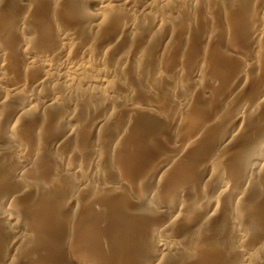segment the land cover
<instances>
[{"label": "rangeland", "instance_id": "374dc122", "mask_svg": "<svg viewBox=\"0 0 264 264\" xmlns=\"http://www.w3.org/2000/svg\"><path fill=\"white\" fill-rule=\"evenodd\" d=\"M0 264H264V0H0Z\"/></svg>", "mask_w": 264, "mask_h": 264}, {"label": "bare ground", "instance_id": "6f19581e", "mask_svg": "<svg viewBox=\"0 0 264 264\" xmlns=\"http://www.w3.org/2000/svg\"><path fill=\"white\" fill-rule=\"evenodd\" d=\"M161 7H162V6H161ZM65 37H66V36H65ZM60 44H61V43H60ZM83 53H84V52H83ZM65 58H66V57H65ZM45 62H46V61H45ZM45 62H44V63H45ZM75 62H76V61H75V60L73 61V59H72V61H69V60H68L67 62H66V61H65V62L63 61V63L61 62L62 64H59V65H58V64H57V65H53V64H52V65H49V64H48V66H47L48 68H47V69H51V70L54 69V72L52 71L53 74L55 73V70H56V72H58V74H55V75H58V76H56V78H57V77H58V78L60 77V76H59V75L61 74L60 71L63 70V71H62L63 73H62V75H61V78L64 79V81H65V85L68 86V84H67L66 82H68V81H70V82H74V80L77 79L76 76H77L78 74L80 75V71H81L80 69H81L82 65H81V67H80V66H78V64H76ZM44 63H43V64H44ZM48 63H49V62H48ZM46 64H47V63H46ZM81 64H82V63H81ZM43 67H44V66H43ZM45 68H46V66H45ZM84 68H85V66H84ZM85 69H86V68H85ZM83 70H84V69H82V71H83ZM95 70H96V69H95ZM52 72H51V71H50V72L48 71V73H52ZM59 72H60V74H59ZM85 73H86V72H85ZM91 73H92V72H91ZM97 73H98V72H96V73H94V74H97ZM45 74H47V71H46ZM45 74H44V75H45ZM81 74H82V73H81ZM94 74H93V75H94ZM42 75H43V74H42ZM55 75H54V76H55ZM85 75H86V74H85ZM97 75H98V74H97ZM99 75H100V74H99ZM99 75H98V76H99ZM47 76H48V74H47ZM90 76L92 77L91 74H90ZM90 76H89V78H90ZM44 77H45V76H44ZM44 77H43V79H44ZM77 77H78V76H77ZM93 77L95 78L96 76H93ZM45 78H46V77H45ZM75 78H76V79H75ZM79 78L81 79L82 77H78V79H79ZM86 78L89 79L88 77H86ZM94 78H93V80H94ZM80 79L78 80V82H80ZM84 79H85V77H84ZM96 79H97V77H96ZM100 79H101V78H100ZM81 80H82V79H81ZM89 80H91V79H89ZM93 80H92V81H93ZM40 81H41V79H40ZM57 81H59V80H57ZM60 81H61V80H60ZM94 81H95V80H94ZM97 81H98V80H97ZM76 82H77V80L75 81V83H76ZM81 82H84V81L82 80ZM75 83H73V84L75 85ZM61 84H63L62 81H61ZM69 84H71V83H69ZM77 84H78V83H77ZM80 84H81V83H80ZM80 84H79V85H80ZM81 85H82V84H81ZM63 86H64V84H63ZM71 86H72V85H71ZM75 86H76V85H75ZM75 86H73V87H75ZM77 86H78V85H77ZM12 87H14V86H12ZM65 87H66V86H65ZM69 87H70V85H69ZM62 88H63V87H62ZM63 89H64V88H63ZM70 89H71V87H70L68 90H70ZM29 90H30V89H29ZM54 90L56 91V89H53V91H54ZM65 90H67V89H65ZM65 90H64V92H66ZM68 90H67V91H68ZM71 90H72V89H71ZM71 90H70V91H71ZM57 91H60V90H57ZM116 91H117V90H116ZM38 92H39V91H38ZM38 92H37V93H38ZM51 92H52V90L50 91V93H51ZM61 92H63V91H61ZM50 93H49V94H50ZM52 93H53V92H52ZM55 93H56V92H55ZM58 93H59V92H58ZM58 93H57V96H61L60 93H59V94H58ZM170 93H171V92H170ZM39 94H40V93H39ZM49 94H48V95L45 94V96H49ZM63 94H65V93H62V95H63ZM40 95H42V94H40ZM40 95H39V96H40ZM51 95H52V94H51ZM31 96H33V95H31ZM35 96H36V95H35ZM37 96H38V95H37ZM37 96H36V97L33 96V97H34V98H37ZM39 96H38V97H39ZM57 96H55V97H57ZM33 97H32V98H33ZM50 97H51V96H50ZM50 97H49V100H50ZM34 98H33V99H34ZM47 98H48V97H47ZM51 98H53V97H51ZM57 98H58V97H57ZM57 98H56V99H57ZM4 99H5V98H4ZM54 99H55V98H54ZM54 99H52V100H53L54 102H56V99H55V100H54ZM35 100H37V99H35ZM39 100L42 101V104L45 103V101H43L42 98L39 99ZM28 101H29V100H28ZM53 101H52V103H53ZM37 102H38V100H37ZM48 102H49V101H48ZM50 102H51V101H50ZM50 102H49V104H50ZM174 102H175V101H174ZM176 102H177V101H176ZM25 103H26V102H25ZM27 103H28V102H27ZM38 103H39V102H38ZM45 104H47V103H45ZM23 105H24V103H23ZM23 105H22V107H23ZM25 105H26V104H25ZM38 105H41V104H38ZM28 106H30V103L28 104ZM42 106H44V105H42ZM22 107H20V108H22ZM24 108H25V107H24ZM24 108H23V109H24ZM26 108H27V107H26ZM23 109H21V111H22ZM16 110H17V109H16ZM16 110H15V111H16ZM26 110H27V109H26ZM12 112H13V111H12ZM17 112H18V111H17ZM260 137H261V136H260ZM258 139H259V138H258ZM176 152H177V151H176ZM177 153H178V152H177ZM258 167H259V166H258ZM71 168H72V167H71ZM78 171H79V170H78ZM70 173H71V172H70ZM78 178H79V177H78ZM78 183H79V182H78ZM72 184H73V183H72ZM77 185H78V184H77ZM223 189H224V188H223ZM220 195H221V194H220ZM163 243H164V242H163ZM161 245H162V244H161ZM163 245L165 246V244H163ZM164 246H163V247H164ZM161 247H162V246H161ZM161 247H160V248H161ZM163 247H162V248H163ZM168 247H169V246H168ZM162 248H161V249H162ZM170 248H171V247H170Z\"/></svg>", "mask_w": 264, "mask_h": 264}]
</instances>
